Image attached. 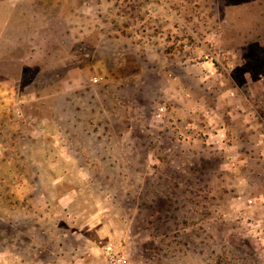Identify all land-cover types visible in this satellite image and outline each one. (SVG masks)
<instances>
[{"label": "rangeland", "instance_id": "rangeland-1", "mask_svg": "<svg viewBox=\"0 0 264 264\" xmlns=\"http://www.w3.org/2000/svg\"><path fill=\"white\" fill-rule=\"evenodd\" d=\"M0 264H264V0H0Z\"/></svg>", "mask_w": 264, "mask_h": 264}]
</instances>
